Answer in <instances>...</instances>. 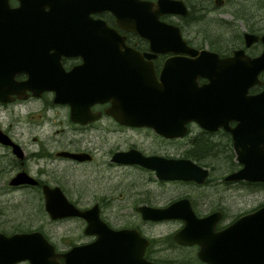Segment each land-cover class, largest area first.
Wrapping results in <instances>:
<instances>
[{"label":"flooded vegetation","instance_id":"af4514ba","mask_svg":"<svg viewBox=\"0 0 264 264\" xmlns=\"http://www.w3.org/2000/svg\"><path fill=\"white\" fill-rule=\"evenodd\" d=\"M140 1H148L150 5L145 7ZM156 1L122 0V7L120 10L116 9V12L108 8L89 9L87 5L67 7L60 15V25L65 29L59 33L58 40L51 42L50 39H45L43 44H39L42 45V51L35 52V55L34 48H17L18 52L26 51L30 55L25 53V57H17L21 62L13 68L14 86H7L6 89L0 87V92L8 94L11 99L0 100V107L17 106L21 108L18 112L22 114L26 106V113L32 117V111H41L36 114L48 119L51 124L59 123L72 129L75 134L63 143L32 136L38 145L35 149L28 150L27 144L34 141L21 140L19 131L12 123L0 125V129L20 147L19 154L11 143L0 141V153L4 152L3 155H9L11 159L8 164V170L12 172L10 178L19 171H25L37 180L36 183L10 184L9 178L8 186L30 189L49 222L74 219L83 234L74 241L60 243L40 226L0 231L7 235L40 231L54 245V251L59 253L73 245L95 240L96 233H84L85 218L77 215L59 218L49 216L44 207L43 194V185L48 184L60 187L67 199L79 208L97 205L99 217L109 227L137 230L140 238L146 239L142 258L148 261L264 264V251L257 247L256 233L251 230L250 219L239 223L236 230H225L236 220L264 205V200L254 205L244 204L242 200L245 198L243 194H251L253 197L258 188H264V181L227 177L242 167L237 160L240 146H234L230 130L240 122L235 118L232 111L234 108L229 103H223V107L228 109L222 116L225 118L224 125L208 129L194 119H189L183 123V132L178 134L175 128H171L178 123L174 118L175 112L168 111L173 106L170 89L168 92L166 88H162L165 102L154 105L153 112L145 111V104L128 102V97L121 95H139V89L145 84L146 73L154 75L156 82L162 87L160 74L165 62H176L178 58L194 56L171 50L176 41L173 26L178 27L180 37L186 45L212 51L219 57L232 55L234 49H242L249 56L258 55L263 48L262 42L256 39L245 45L243 31L247 30L237 31L235 26L221 25V18L216 15L225 0H181L186 7L184 13L167 10L155 13ZM8 2L12 7L20 3L19 0ZM43 10L48 11L49 7L45 6ZM195 24L201 25V28H193ZM42 25L46 27L49 24L46 21ZM247 32L264 35V32ZM46 34L48 31L42 33ZM45 45H48L47 48ZM1 69L0 65V71ZM32 75L38 78L34 81ZM258 78L260 82L251 85L247 93H254L262 88L264 69L258 72ZM196 81L198 84L205 83L207 78L199 76ZM41 85L44 87L39 89ZM34 101L41 104V107H30V103ZM151 115L155 119L149 121L152 124L146 120ZM155 122L157 129L153 126ZM57 131L61 133L64 128ZM245 146L249 147V144L245 143ZM126 151L166 159H189L199 165L204 174L200 181L158 178L152 168L137 162L114 159L116 153ZM64 152L75 153L76 157ZM57 160L74 165L82 173H90L97 167L112 170L116 165L121 170L131 169L150 174L155 183L171 186L177 184L181 189L177 191L173 187L168 195L170 197L164 201H135L130 210L137 221L127 224L120 219L124 216L121 215L115 221L109 211L105 210L111 199V195L107 194L108 190L105 194L90 192L84 199L83 190H69L57 181L51 183L43 178L42 175L48 173L46 163L53 164L56 171L62 169ZM182 199H187L192 211L190 231H187L191 238L186 242L176 239L178 231L185 224L183 218L154 220L142 217L136 210V206L142 204L162 207ZM162 223H169L172 227L163 237L153 236V232L147 233L140 226ZM57 261L64 264V257L58 256ZM28 263V260L23 259L13 264Z\"/></svg>","mask_w":264,"mask_h":264},{"label":"water","instance_id":"95a60500","mask_svg":"<svg viewBox=\"0 0 264 264\" xmlns=\"http://www.w3.org/2000/svg\"><path fill=\"white\" fill-rule=\"evenodd\" d=\"M19 1L18 6L12 7L8 0H0V65L2 68L0 87L2 89L14 86L13 68L21 62L17 57H25V53L30 55L26 51L18 52L17 48L24 47L28 50L34 48L35 55V52L42 51V45L39 44H43L45 39H50L51 42L58 40L59 33L65 29L60 25L62 24L60 15L67 7L87 5L89 9L108 8L114 12L122 7V0ZM140 4L145 7L150 5L148 1H140ZM45 6L49 7L48 11L43 10ZM156 6L155 13L164 10L180 13L186 11L181 0H157ZM46 21L49 25L43 27L42 23ZM174 28L176 41L175 47L171 50L190 53L194 56L187 59L178 58L176 62L171 60L165 62L160 74L162 87L156 82L154 75L146 73L145 84L139 89V95L137 93L121 95L128 97V102L145 104L147 107L144 110L153 112L154 105L165 102L162 88H166L168 92L170 89L173 106L168 111L175 112L174 118L178 123L172 125L171 128H175L178 134L183 132V123L189 119H194L202 127L208 129L224 125L225 118L222 116L228 109L223 107V103H229L234 108L232 111L236 115L235 118L240 121L237 127L230 130L234 146L237 144L240 146V155L237 160L242 167L227 177L264 181V81L259 91L247 93L251 85L260 82L258 72L264 69V35L243 31L245 45L256 39L262 42L263 48L258 55L249 56L242 49H234L232 55L219 57L212 51L189 47L180 37L178 27L173 26ZM47 31L48 34L42 35ZM47 46L45 45L46 48ZM199 76L207 78V81L198 84L196 78ZM31 77L34 81L38 78L33 75ZM42 86L39 89L44 87ZM10 99L8 94L0 92V100ZM214 114L217 116L215 117ZM147 119L148 123L152 124L149 121L151 119L153 121V116L146 117ZM153 126L156 129L158 127L156 122ZM0 141L11 143L14 150L20 154L19 145L14 143L1 129ZM245 143H248L249 147H246ZM64 153L76 157L75 153ZM114 159L123 162H137L152 168L158 178L200 181L204 174V170L189 159L143 156L131 151L118 152L114 155ZM36 182L37 180L25 171L17 172L9 180L10 184ZM43 194L44 207L51 218L81 216L86 220L84 233H96L97 238L88 243L73 245L65 252L59 253L54 251V245L40 231L14 232L9 235L0 231V264H13L23 259L28 260V264H59L58 256L64 257V264H185L159 263L142 258L146 239L140 238L135 229L109 227L99 217L97 205L79 208L67 199L58 186L44 184ZM136 210L141 213L142 217L154 220L170 217L183 218L185 224L178 231L176 239L186 242L191 238L187 231H190L189 222L192 211L187 199L175 200L162 207L142 204L136 206ZM247 219L251 220V230L256 233L257 247L260 251L261 249L264 251V205L236 220L225 230H236V226Z\"/></svg>","mask_w":264,"mask_h":264},{"label":"rangeland","instance_id":"374dc122","mask_svg":"<svg viewBox=\"0 0 264 264\" xmlns=\"http://www.w3.org/2000/svg\"><path fill=\"white\" fill-rule=\"evenodd\" d=\"M241 3L244 2L242 0H237L236 2H234V0H225L224 4L217 10L219 14L216 15L221 18V21H219L221 25L235 26L237 31L246 30L244 24L239 20H235L231 14V6L234 5L239 7ZM250 8L252 13L249 19L254 24L253 27L260 26L257 31H263L264 7H257L254 3ZM193 28H201V25L195 24ZM39 105L41 104H37L34 101L30 103L29 106L33 108L41 107ZM18 109L21 108L17 106L13 107L12 105L0 107V125L5 126L10 123L15 125L19 131V138L21 140L28 139L29 141H34L31 137L36 136L49 141L63 143L66 140H70L75 134L72 129L59 123L51 124L48 119L42 118L40 114H36L41 111H32L34 113V117H32L26 113V106L23 108L22 114L18 112ZM62 128H64V131H62ZM57 130H61L62 132L58 133ZM36 145H38V143L35 141L28 143V150L35 149ZM3 154L4 152L0 153V229L20 230L28 227L33 228L40 226L60 243L71 242L80 238L83 233H80L81 229L77 228L78 222L76 220L69 219L63 222H49L48 217L43 214L41 207L38 206L37 200L30 189H14L8 186V179L12 174V172L10 173L8 170V164L11 162V159L9 155L5 157ZM57 161L60 165L59 167L62 166V169L56 171L54 170L53 164L46 163L48 173L43 174V178L51 183L57 181L69 190H83L84 199L90 192L92 193L95 191L96 193L102 192L105 194L108 190L107 194L111 195V199L105 210L109 211L112 219H116L115 221H117L118 217H121V215L124 216L120 219L127 224H133L137 221L132 213L133 211L130 210V207L135 201L140 199L164 201L170 197L168 195L173 187L177 189V191L181 189V186L177 184L171 186L170 184L155 183L152 179L153 176L150 174L140 173L139 171L137 172L131 169L121 170V167L116 165H114L112 170L106 171L105 169L97 167L91 170L90 173L86 171L82 173L78 168L74 167V165L68 163L64 164V160ZM32 167H35V165H32ZM53 171L55 172L53 173ZM73 193L75 192L73 191ZM250 195L251 194H243V196H245V198L242 199L244 204H258L264 200V188H258L253 197ZM140 226L147 233L153 232V236L163 237L166 232L172 230L169 223L153 226L140 224Z\"/></svg>","mask_w":264,"mask_h":264},{"label":"trees","instance_id":"16d2710c","mask_svg":"<svg viewBox=\"0 0 264 264\" xmlns=\"http://www.w3.org/2000/svg\"><path fill=\"white\" fill-rule=\"evenodd\" d=\"M229 1V0H228ZM237 0H234V2H236ZM244 3H241L239 7L232 5V17L235 20H239L240 22H242L245 26V29L247 31H255L258 32L257 29L260 28V26H255L253 27V23L252 21L249 19V17L251 16V6L257 5V7H264V1L263 0H242ZM254 3H253V2ZM260 32H264L260 31Z\"/></svg>","mask_w":264,"mask_h":264}]
</instances>
